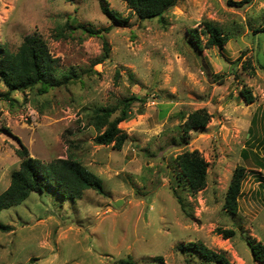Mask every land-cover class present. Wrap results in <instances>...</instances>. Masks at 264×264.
I'll return each mask as SVG.
<instances>
[{"label":"rangeland","instance_id":"obj_1","mask_svg":"<svg viewBox=\"0 0 264 264\" xmlns=\"http://www.w3.org/2000/svg\"><path fill=\"white\" fill-rule=\"evenodd\" d=\"M103 1L127 23L112 26ZM229 1L178 0L161 23L141 20L123 0H0V49L16 52L38 33L59 72L77 75L46 94L37 87L11 92V102L0 99V194L20 168L22 147L44 163L77 160L105 189L75 200L32 193L1 211L12 230L0 231V264H202L180 250L191 242L231 264H260L248 241L264 244V199L255 206L247 191L264 168V0ZM206 23L229 35L223 49L208 47ZM79 26L112 27L91 36ZM105 41L108 58L97 62ZM0 91H7L1 81ZM131 96L145 102L119 123L127 136L122 148L96 144L94 111ZM201 109L210 122L185 138L180 127ZM195 150L208 163L199 192L179 179L176 163ZM239 166L246 178L232 215L224 202ZM217 228L236 234L224 239Z\"/></svg>","mask_w":264,"mask_h":264},{"label":"trees","instance_id":"obj_2","mask_svg":"<svg viewBox=\"0 0 264 264\" xmlns=\"http://www.w3.org/2000/svg\"><path fill=\"white\" fill-rule=\"evenodd\" d=\"M72 1V0H65ZM131 11L141 20L157 18L164 23V15L173 8L178 0H123ZM245 2L249 0H244ZM230 4L233 2L230 0ZM101 11L115 24H126L118 13L101 2ZM207 32L210 34L208 47L215 46L223 49L229 40L219 27L212 23H206ZM103 30H94L89 27L79 26L89 35H97L101 32H108L111 27ZM197 44H200L197 31L193 32ZM104 54L97 62L108 58L109 46L104 42ZM0 81L7 88L6 92L0 91V99L11 102L10 94L14 91H26L39 88L40 94H46L54 88L69 84L77 79L74 72L63 74L59 72L58 60L51 54L47 43L38 34L27 35L16 52L0 49ZM246 101L252 103L254 98L251 91L245 90L242 94ZM136 102H145V99L131 96L122 99L112 107H101L94 111L91 124L99 132L95 138L98 145H111L121 149L126 142V134L119 128V123L128 121L133 117L132 106ZM117 114V115H116ZM116 115V116H115ZM113 116H115L113 118ZM212 115L205 109L197 110L190 114L180 127L184 137L188 138L192 131L202 129L210 122ZM185 144L187 139H185ZM21 159L20 168L11 175L10 185L0 194V212L14 206L21 205L32 193H51L62 199H80L85 191L93 190L100 195L105 194L103 181L96 174L74 159H58L50 163H44L29 155L25 147L17 150ZM176 163L180 168L179 179L191 192H199L207 185L208 163L199 151L184 152L177 157ZM246 178V170L239 166L232 177L231 183L225 195L224 210L235 215L239 210V201L242 195V184ZM175 197L181 202L175 189ZM11 227L0 221V231L9 232ZM217 235L224 239L235 236L233 229H215ZM254 261L264 264V244L262 242L251 243L248 241ZM181 251L190 250L198 259L208 264H231L223 254L208 248L202 242H191ZM120 264H134L131 259L122 260Z\"/></svg>","mask_w":264,"mask_h":264},{"label":"crops","instance_id":"obj_3","mask_svg":"<svg viewBox=\"0 0 264 264\" xmlns=\"http://www.w3.org/2000/svg\"><path fill=\"white\" fill-rule=\"evenodd\" d=\"M256 170H258L259 173H255L253 175V182L255 183L252 182L249 187V190L247 191L249 203L251 199L255 206L258 202H261L264 199V168Z\"/></svg>","mask_w":264,"mask_h":264}]
</instances>
